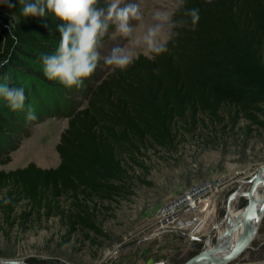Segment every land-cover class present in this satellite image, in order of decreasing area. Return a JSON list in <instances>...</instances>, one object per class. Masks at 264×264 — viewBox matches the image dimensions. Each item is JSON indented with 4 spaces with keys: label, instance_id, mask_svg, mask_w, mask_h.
Here are the masks:
<instances>
[{
    "label": "trees",
    "instance_id": "1",
    "mask_svg": "<svg viewBox=\"0 0 264 264\" xmlns=\"http://www.w3.org/2000/svg\"><path fill=\"white\" fill-rule=\"evenodd\" d=\"M22 7L20 0H0V86L23 88L26 96L17 111L0 96L1 166L25 136L22 126L60 110L59 92L67 88L47 78L41 59L57 51L62 22L51 12L26 17ZM192 8L199 9L195 26L185 14ZM172 18L177 26L166 53L139 54L126 71L84 80V106L61 111L67 121L54 146L57 166L0 170L4 221L18 211L22 222L57 218L68 237H103L97 215L129 194V163L138 167L147 151L171 150L179 133L204 120L228 117L264 131V0H184ZM29 107L34 121L25 118Z\"/></svg>",
    "mask_w": 264,
    "mask_h": 264
},
{
    "label": "rangeland",
    "instance_id": "2",
    "mask_svg": "<svg viewBox=\"0 0 264 264\" xmlns=\"http://www.w3.org/2000/svg\"><path fill=\"white\" fill-rule=\"evenodd\" d=\"M122 2L140 5L145 26L152 22L154 11L172 14L177 5V0ZM132 23L137 24L136 21ZM143 30L140 29L141 32ZM106 35V39L98 45L101 59L93 73L96 76L112 70L104 62L112 47L127 43L114 26ZM139 54L149 57L144 48L137 49ZM84 87L62 90L59 92L62 100L60 110L37 123L22 126L26 134L18 139L16 149L9 153L10 162L0 165V170L15 169L30 162L39 168L57 166L54 146L67 121L61 116V111L71 103H78L80 109L84 106L85 102L80 96ZM129 164L132 167L129 194L114 200L106 211L100 210L104 203L98 206L101 212L97 220L105 236L95 237L88 233L91 241H87L75 232L68 237L67 226L57 218H30L22 222L15 218L17 211L12 215V220L4 221L0 216V263L16 260L17 264H117L118 258L151 235L149 224L155 208L181 187L213 176L227 178L238 173L234 180L242 183L240 187L234 184L225 190L221 207L201 232L205 241L192 242L186 236H177L185 250L180 260L202 248L212 247L221 235L219 230L224 232L227 228L228 212L240 211L246 205L244 194L234 196L245 193L249 179L259 167L264 166V131H258L241 120L232 122L228 117H222L218 122L204 120L193 132L179 133L171 150L147 151L138 167ZM233 193L234 198L227 209V197ZM261 194L264 196V191ZM20 209H23L22 205ZM176 257L172 254L160 264H176ZM226 264H264V212L259 217L248 247Z\"/></svg>",
    "mask_w": 264,
    "mask_h": 264
},
{
    "label": "clouds",
    "instance_id": "3",
    "mask_svg": "<svg viewBox=\"0 0 264 264\" xmlns=\"http://www.w3.org/2000/svg\"><path fill=\"white\" fill-rule=\"evenodd\" d=\"M24 16L43 17L51 12L62 23L57 31L61 40L57 51L42 55L44 73L50 80H58L67 88L82 87L84 80L91 77L100 61L98 45L107 34L110 25L126 38L123 46L112 47L104 62L113 70L126 71L137 56V49L144 48L150 54L159 56L168 51V42L175 36L177 24L168 11L156 10L152 22L144 25V16L137 3L109 0L106 8L98 7V0H20ZM184 0H177V8ZM192 25L199 21V9L192 8L185 13ZM136 21L137 24H133ZM140 29H144L142 32ZM7 63V61H5ZM0 96L8 102L13 111L24 108L26 96L23 88L0 86ZM26 120L37 119L29 107ZM7 203V201H6ZM4 264H17L16 260H5Z\"/></svg>",
    "mask_w": 264,
    "mask_h": 264
},
{
    "label": "built area",
    "instance_id": "4",
    "mask_svg": "<svg viewBox=\"0 0 264 264\" xmlns=\"http://www.w3.org/2000/svg\"><path fill=\"white\" fill-rule=\"evenodd\" d=\"M237 175L235 173L227 178L213 176L181 187L155 208L149 224L151 234L159 236L178 232L185 234L188 239L203 236L201 232L223 203L225 190L234 184L240 187L242 181L238 183L234 180ZM233 194L227 200L231 198L232 201Z\"/></svg>",
    "mask_w": 264,
    "mask_h": 264
},
{
    "label": "water",
    "instance_id": "5",
    "mask_svg": "<svg viewBox=\"0 0 264 264\" xmlns=\"http://www.w3.org/2000/svg\"><path fill=\"white\" fill-rule=\"evenodd\" d=\"M264 175V166L259 167L253 176L249 179V186L245 193V200L246 205L243 208L242 215H241V227H240V236L238 245H243L238 251L237 246L235 249L228 252L226 255L222 257L214 256L215 253H219L223 250L224 244L222 245L221 249H206L202 248L197 253L193 254L189 258H187L185 261L179 264H226L239 256L247 247L249 244V233H250V226L253 224L255 220V216L252 213L253 210V204L251 201V197L253 192L256 190L258 186L264 185V179H262V176ZM231 198H228L227 200V208L228 203L230 202ZM264 212V201L261 204V207L259 209V215L261 216ZM250 217V219H249ZM192 240L197 242H203L205 241V238L203 236L194 237ZM234 253V254H233ZM231 255L230 259H225V257Z\"/></svg>",
    "mask_w": 264,
    "mask_h": 264
},
{
    "label": "crops",
    "instance_id": "6",
    "mask_svg": "<svg viewBox=\"0 0 264 264\" xmlns=\"http://www.w3.org/2000/svg\"><path fill=\"white\" fill-rule=\"evenodd\" d=\"M26 164H22L18 168H23ZM15 169L2 171L8 172ZM170 233L173 234L168 235L169 233H166L165 235L153 236L150 232L151 235L144 238L142 242L137 243L138 246L135 249H130L128 253L118 258L117 264H160L164 263L163 261L172 254L177 256L178 262L176 264L182 263L190 256L180 260L185 250H183L182 243L177 236L186 235L178 232ZM189 240L194 241L192 239Z\"/></svg>",
    "mask_w": 264,
    "mask_h": 264
},
{
    "label": "bare ground",
    "instance_id": "7",
    "mask_svg": "<svg viewBox=\"0 0 264 264\" xmlns=\"http://www.w3.org/2000/svg\"><path fill=\"white\" fill-rule=\"evenodd\" d=\"M262 179H264V175L262 176ZM263 191H264V185L263 186L260 185L256 188V190L253 192L252 197H251V201L253 204L252 213L255 216V220L253 224L250 226L251 234L249 235V243L252 240L255 230L258 226V221L260 217L259 209L261 207L262 202L264 201V196L261 194L263 193ZM245 193H239V195H236L234 197L240 196L241 194L242 195L244 194L245 196ZM233 195H232V199L234 198ZM230 203L231 201L228 203L229 204L228 207L230 206ZM242 211L243 209L237 212H233L230 210L227 216V228L225 229L224 232H222V230H219L220 228H218L221 235L219 236L217 243L214 246L209 247L207 249H221L223 244H224V247L221 252L215 253L214 256L222 257L226 255L228 252H230L231 250L236 248L238 241H239V236H240ZM0 264H3V263H0Z\"/></svg>",
    "mask_w": 264,
    "mask_h": 264
},
{
    "label": "snow or ice",
    "instance_id": "8",
    "mask_svg": "<svg viewBox=\"0 0 264 264\" xmlns=\"http://www.w3.org/2000/svg\"><path fill=\"white\" fill-rule=\"evenodd\" d=\"M249 219H250V217H249ZM251 233H249V235H250ZM243 245L241 244V245H238L237 246V251L242 247ZM234 254V253H233ZM231 258V255H229V256H227V257H225V259H230Z\"/></svg>",
    "mask_w": 264,
    "mask_h": 264
}]
</instances>
